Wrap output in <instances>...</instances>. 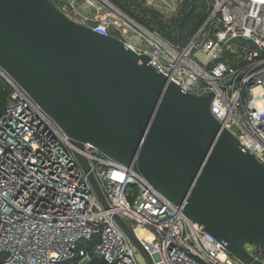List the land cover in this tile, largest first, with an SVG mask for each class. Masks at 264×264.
<instances>
[{"label": "built area", "instance_id": "2783aa9c", "mask_svg": "<svg viewBox=\"0 0 264 264\" xmlns=\"http://www.w3.org/2000/svg\"><path fill=\"white\" fill-rule=\"evenodd\" d=\"M97 7L98 0H86ZM101 16L78 20L121 39L195 95L213 92L211 111L223 128L264 162V0H210L199 33L182 46L143 26L108 0ZM74 19L71 3L56 4ZM73 15V16H72ZM77 21V20H76ZM135 35L141 46L129 41ZM254 46L231 42L236 37ZM202 52L206 63L196 52ZM0 264H147L115 216L135 233L156 264H243L160 194L133 166L93 145L77 148L9 74L0 68ZM89 162L100 200L76 152ZM140 231L145 234L141 235ZM264 264V249L246 245Z\"/></svg>", "mask_w": 264, "mask_h": 264}, {"label": "water", "instance_id": "95a60500", "mask_svg": "<svg viewBox=\"0 0 264 264\" xmlns=\"http://www.w3.org/2000/svg\"><path fill=\"white\" fill-rule=\"evenodd\" d=\"M231 42L255 45L241 36ZM0 68L77 148L88 143L133 166L235 258L262 264L246 245L264 249V162L212 114L213 92L184 91L149 55L70 18L53 0H0ZM76 156L108 207L88 160Z\"/></svg>", "mask_w": 264, "mask_h": 264}, {"label": "rangeland", "instance_id": "374dc122", "mask_svg": "<svg viewBox=\"0 0 264 264\" xmlns=\"http://www.w3.org/2000/svg\"><path fill=\"white\" fill-rule=\"evenodd\" d=\"M53 1L59 6H64L66 3L73 4L79 12L75 17L72 15L77 21H81L87 15L101 16L104 14L103 11H106L105 7H108V4L101 0L97 1V7L89 5L86 0ZM108 1L164 40L182 46L187 45L199 33L210 9V0H138L140 7H133L129 11L122 10L114 0ZM170 4L174 6L171 7ZM171 24L172 28H170ZM129 41L137 46L142 44L141 39L135 35H132ZM195 57L203 64L207 61L202 52L197 51ZM137 255L138 259L143 262L144 258L139 251Z\"/></svg>", "mask_w": 264, "mask_h": 264}, {"label": "trees", "instance_id": "16d2710c", "mask_svg": "<svg viewBox=\"0 0 264 264\" xmlns=\"http://www.w3.org/2000/svg\"><path fill=\"white\" fill-rule=\"evenodd\" d=\"M114 1H115V4L117 6H119L124 11L132 10L133 7L134 8L140 7L138 0H114ZM202 19H203V17L201 18V20ZM201 20H199V21L201 22ZM180 26H182V25H180ZM170 28H172V24L170 25ZM2 87H3V82L0 81V100L2 99L5 102L7 99L8 93L6 91H3ZM89 250H90L91 255H92V260H91L90 264H102V262H100V258L96 254H93L91 247H89ZM64 264H71V263H64Z\"/></svg>", "mask_w": 264, "mask_h": 264}, {"label": "bare ground", "instance_id": "6f19581e", "mask_svg": "<svg viewBox=\"0 0 264 264\" xmlns=\"http://www.w3.org/2000/svg\"><path fill=\"white\" fill-rule=\"evenodd\" d=\"M171 7H173L174 5L173 4H170ZM140 234L141 235H144L145 233L143 231H140Z\"/></svg>", "mask_w": 264, "mask_h": 264}]
</instances>
